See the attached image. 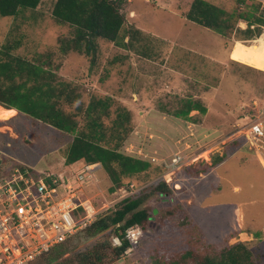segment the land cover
<instances>
[{"label":"rangeland","instance_id":"obj_1","mask_svg":"<svg viewBox=\"0 0 264 264\" xmlns=\"http://www.w3.org/2000/svg\"><path fill=\"white\" fill-rule=\"evenodd\" d=\"M54 1L41 0L36 8L15 18L0 16V44L12 27L17 28L14 36L24 34L12 54L51 72L53 81L69 82L79 99L63 104L64 109L74 111L91 98L108 96L113 102L104 123L109 125L116 108H126L130 132L120 151L163 168L150 179L134 176L110 191L111 182L98 166L92 177L78 184L80 197L100 207L134 195L161 178L173 192L150 202L155 212L179 206L193 221L176 227L169 222L152 223L133 250L111 264H150L162 246H176L192 236L201 242L198 248L206 242H244L255 263L264 264V168L234 131L243 124L253 101L258 106L264 103V27L258 37L237 41L186 19L192 0H124L125 24L156 38L150 39V56L99 38L96 63L90 66L84 54L60 51L58 38L70 37L73 28L54 20ZM207 1L227 10L235 6V0ZM253 3L260 5L256 14L262 13L264 0ZM238 26L243 28L245 23L238 22ZM114 58L118 59L111 63ZM186 98L198 100L206 111L175 117L172 111ZM6 123L12 134L0 127V157L5 167L19 162L35 172L68 173L82 165L65 168L70 135L21 112ZM173 158L179 162L173 163ZM205 164H210L207 172L185 174L187 167ZM120 189L126 193L122 195ZM93 239L67 240V250L82 249Z\"/></svg>","mask_w":264,"mask_h":264},{"label":"trees","instance_id":"obj_2","mask_svg":"<svg viewBox=\"0 0 264 264\" xmlns=\"http://www.w3.org/2000/svg\"><path fill=\"white\" fill-rule=\"evenodd\" d=\"M40 1L0 0V16L15 18L24 10L36 8ZM123 3L124 0H55L51 9L54 20L73 28L70 37L58 38L60 51L82 53L88 57L89 65L94 66L97 40L101 38L118 47L132 49L141 56H150V39L156 38L125 24L121 11ZM259 6L253 0H235V6L227 10L207 0H192L185 18L222 36H232L237 41L245 42L258 37L264 27V10L261 8L262 13L256 14ZM238 22L245 23V26H238ZM15 31L17 28L12 27L6 40L0 44V105L7 109L13 108L70 135L71 141L64 157L65 168L98 163L111 182L110 191L126 184L134 176L143 175L142 178L147 180L156 170L158 173L162 172V167L120 151L125 135L130 132V112L123 106H118L111 123L105 124L104 118L109 117V108L113 102L108 96L91 98L84 107L76 105L74 111L64 109L63 104H71L79 99V95L72 91L69 82L53 81L51 72L46 73L41 66L13 55L12 51L20 47L24 37L23 33L14 36ZM117 59L114 58L111 63ZM192 110L204 113L206 108L198 100L186 98L172 114L188 118ZM220 161L212 165L215 166ZM3 163L6 164L5 159L0 164V171L6 168ZM209 168L210 164L201 168L189 166L185 174L198 176ZM172 192L164 179H157L136 194L119 200L112 208L100 214L90 226L54 245L30 264H111L123 256L129 246L124 238L128 227L138 225L144 232L156 221L169 222L171 227H176L177 223L188 225L190 218L184 215L179 206L155 212L150 204ZM191 222L193 223L190 219L189 223ZM110 233L120 238L119 245L111 244L110 238L108 239ZM77 238L94 239L91 245L82 249L67 250V240L73 242ZM198 243H201L199 239L192 236L190 241L176 246L166 244L151 259L150 264H256L252 250L244 242H203L205 245L202 248H198Z\"/></svg>","mask_w":264,"mask_h":264},{"label":"built area","instance_id":"obj_3","mask_svg":"<svg viewBox=\"0 0 264 264\" xmlns=\"http://www.w3.org/2000/svg\"><path fill=\"white\" fill-rule=\"evenodd\" d=\"M242 119L243 124L234 130L238 133L235 138L240 137L245 147L253 150L264 168V103L258 106L253 101ZM2 160L0 157V164ZM172 162L178 163L179 158ZM11 165L0 171V264H30L54 245L90 226L121 200L115 198L111 204L96 207L89 198L80 197L82 186L78 184L92 177L97 163L82 164L68 173L47 169L35 172L19 162ZM120 191L122 195L126 193L125 189ZM142 235L138 225L125 230L124 238L129 242L125 253L133 250ZM110 242L116 246L121 240L113 234Z\"/></svg>","mask_w":264,"mask_h":264},{"label":"crops","instance_id":"obj_4","mask_svg":"<svg viewBox=\"0 0 264 264\" xmlns=\"http://www.w3.org/2000/svg\"><path fill=\"white\" fill-rule=\"evenodd\" d=\"M234 46V45H233ZM233 48V47H232ZM232 50V49H231ZM231 52V51H230ZM229 58H230V54H229ZM231 59V58H230ZM0 107L1 108H4L3 106H1L0 105ZM4 109H7V108H4ZM13 109V108H12ZM15 112L12 114V115H10V116H8L7 118H0V122H1V125H0V127H6L7 128V131H5V132H8V131H10L11 132V126H9V125H7V121H9L12 117H14V116H16V115H18L19 114V112H17V110H15V109H13ZM2 133H4V132H2ZM11 134H12V132H11ZM68 169V168H67ZM48 170H51V169H48ZM51 171H53V170H51ZM53 172H56V171H53ZM58 173V172H57Z\"/></svg>","mask_w":264,"mask_h":264},{"label":"bare ground","instance_id":"obj_5","mask_svg":"<svg viewBox=\"0 0 264 264\" xmlns=\"http://www.w3.org/2000/svg\"><path fill=\"white\" fill-rule=\"evenodd\" d=\"M15 111L13 109H4L0 107V118H7L12 115Z\"/></svg>","mask_w":264,"mask_h":264}]
</instances>
